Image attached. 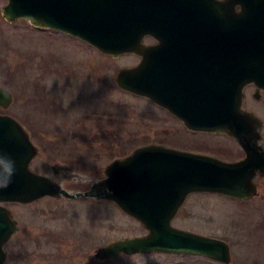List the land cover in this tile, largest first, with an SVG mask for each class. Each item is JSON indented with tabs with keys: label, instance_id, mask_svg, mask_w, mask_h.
<instances>
[{
	"label": "rangeland",
	"instance_id": "rangeland-1",
	"mask_svg": "<svg viewBox=\"0 0 264 264\" xmlns=\"http://www.w3.org/2000/svg\"><path fill=\"white\" fill-rule=\"evenodd\" d=\"M6 4L0 0V86L15 94L6 111L27 125L39 146L35 169L47 168L43 159L102 175L113 159L138 146L172 139L173 124L159 108L117 87L118 68L138 62L136 56L115 58L25 20L9 23L2 14ZM106 201L47 196L6 203L19 230L5 246V264H227L204 255L161 252L100 259L101 246L148 232ZM173 224L227 240L228 264H264V182L250 200L195 193Z\"/></svg>",
	"mask_w": 264,
	"mask_h": 264
},
{
	"label": "water",
	"instance_id": "water-1",
	"mask_svg": "<svg viewBox=\"0 0 264 264\" xmlns=\"http://www.w3.org/2000/svg\"><path fill=\"white\" fill-rule=\"evenodd\" d=\"M188 1L9 0L3 14L10 21L27 18L35 26L72 33L115 56L142 55L139 65L120 69L118 85L175 111V102L181 100L161 94L155 47L143 48L142 40L147 33L155 34L160 7L188 5ZM237 4L241 11H235ZM223 20L220 42L211 40L210 45L222 46L221 70L225 73L220 78L218 74L212 75L214 78L206 83L203 94L188 96V105L193 103L195 109L206 110L204 126H219L236 133L235 110L241 103L243 87L250 82L264 86V0H226ZM12 99V93L0 86V105L8 107ZM37 154L38 148L18 122L9 115H0V203H29L47 195H60L56 191L61 186L47 175L31 171V161ZM260 163L251 157L240 162L223 161L153 144L111 162L106 168L108 177L95 183L91 192L63 193L69 197L112 199L147 227L145 235L100 247L97 256L102 259L121 253L156 251L201 254L230 263L227 241L175 227L172 222L193 192L239 199L258 195L253 168ZM17 230L12 211L0 205V264L6 263L5 246Z\"/></svg>",
	"mask_w": 264,
	"mask_h": 264
},
{
	"label": "flooded vegetation",
	"instance_id": "flooded-vegetation-1",
	"mask_svg": "<svg viewBox=\"0 0 264 264\" xmlns=\"http://www.w3.org/2000/svg\"><path fill=\"white\" fill-rule=\"evenodd\" d=\"M225 1L189 0L187 2L188 5L169 4V6L159 8V12L156 14L155 35H146L142 47H155V64L158 71L157 80L159 81L161 94L169 97L172 96V99L177 98L181 101H176L177 104L175 102L176 110L173 111L157 101L142 97L160 109L162 115L164 114L163 116L173 124L175 133H172V139L170 140H156L141 146L154 144L159 147L174 148L229 162H240L249 157L259 160L261 163L253 169H255L254 181L257 182L258 192H260V184L264 182V87L258 86L256 83H250L244 87L242 103L235 110L237 115L235 117L237 123L235 126L236 133H232L229 131L230 129H223L221 127L206 129L201 125L205 121L204 114L206 110L202 108L195 109L193 103L188 105V96L192 98L195 96L199 97L203 94L201 91L206 83H209L214 78L213 76L217 71L219 78L222 73H225V71L221 70L224 64L220 57L222 46L220 44L217 46L210 45L211 40L213 42H215L214 40L220 42L221 36L224 33ZM234 9L235 11H240L241 5L237 4ZM49 32L63 34L67 38L75 39V41L81 42L98 52V49L93 45L70 34L57 31ZM134 56L138 58V62L131 65L138 64L143 60L142 55ZM63 65L68 64L63 63ZM118 89L124 93H128L120 88ZM12 95L14 99L15 94L13 92ZM13 99L8 107L13 104ZM8 107L0 105V108L3 109L0 115L7 114L14 117L24 129L29 130L27 125L18 116H14L6 111ZM35 160H37V157L30 164L31 171L43 173L53 183L57 185L61 184L62 186V189L56 191L60 192V195L49 196L50 198L69 200L83 197L92 201L107 200L122 210L112 199L86 195L69 197L63 193L91 192L92 186L95 183L107 177L106 168L108 164L105 166L103 174L100 175L96 171H85L81 168H76L71 162L57 161L45 164L42 162L44 161L43 159H40L42 160L41 163L47 168L38 170L34 168ZM71 183H75V190L68 187ZM109 190L107 189V191ZM195 193L187 196L181 208ZM5 206L10 208L7 204ZM13 218L18 221L19 225V220L16 218L14 210Z\"/></svg>",
	"mask_w": 264,
	"mask_h": 264
}]
</instances>
